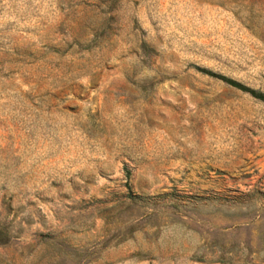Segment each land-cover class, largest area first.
<instances>
[{
    "label": "rangeland",
    "instance_id": "rangeland-1",
    "mask_svg": "<svg viewBox=\"0 0 264 264\" xmlns=\"http://www.w3.org/2000/svg\"><path fill=\"white\" fill-rule=\"evenodd\" d=\"M264 0H0V264H264Z\"/></svg>",
    "mask_w": 264,
    "mask_h": 264
},
{
    "label": "trees",
    "instance_id": "trees-1",
    "mask_svg": "<svg viewBox=\"0 0 264 264\" xmlns=\"http://www.w3.org/2000/svg\"><path fill=\"white\" fill-rule=\"evenodd\" d=\"M201 72L209 77H212V78H215V79H218L222 82H224L226 85L232 87V88H235L237 90H240L244 93H248L250 94L253 98H255L256 100L258 101H261L264 103V94L259 92V91H256V90H253V89H250L244 85H242L241 83L235 81V80H232V79H229V78H226L224 76H221V75H218V74H214L210 71H207V70H201ZM5 237H6V234H4L1 230H0V243H4L5 242Z\"/></svg>",
    "mask_w": 264,
    "mask_h": 264
}]
</instances>
